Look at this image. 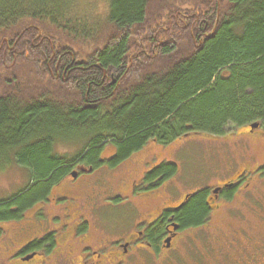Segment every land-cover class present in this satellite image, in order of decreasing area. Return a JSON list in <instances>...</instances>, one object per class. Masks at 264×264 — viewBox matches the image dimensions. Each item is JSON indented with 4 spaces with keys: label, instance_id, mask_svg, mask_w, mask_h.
<instances>
[{
    "label": "trees",
    "instance_id": "16d2710c",
    "mask_svg": "<svg viewBox=\"0 0 264 264\" xmlns=\"http://www.w3.org/2000/svg\"><path fill=\"white\" fill-rule=\"evenodd\" d=\"M58 58L87 68L53 77ZM247 122L264 131V0H0V163L26 164L42 191L70 160L54 151L63 139L93 162L107 140L117 159L149 138Z\"/></svg>",
    "mask_w": 264,
    "mask_h": 264
},
{
    "label": "flooded vegetation",
    "instance_id": "af4514ba",
    "mask_svg": "<svg viewBox=\"0 0 264 264\" xmlns=\"http://www.w3.org/2000/svg\"><path fill=\"white\" fill-rule=\"evenodd\" d=\"M15 41L7 50L19 53ZM73 68L87 66L63 67L58 58L49 72L66 80ZM250 123H229L219 134L185 131L170 140L149 138L117 159L111 140L93 162L83 159L87 146L71 153L54 148L70 160L43 191L29 167L12 158L25 176L0 193V206L16 211L0 218V264H129L144 255L158 264H264V231L259 230L264 225L241 224L246 217L264 222V209L233 206L240 198L252 206L243 193L264 174V157L244 156L252 141L264 140V131ZM198 133L228 142L242 156L223 181L181 185L176 180L180 164L168 158L177 144L173 140ZM29 193L35 197L18 208L16 200ZM188 205L201 206V217L181 224L178 214L189 213Z\"/></svg>",
    "mask_w": 264,
    "mask_h": 264
},
{
    "label": "rangeland",
    "instance_id": "374dc122",
    "mask_svg": "<svg viewBox=\"0 0 264 264\" xmlns=\"http://www.w3.org/2000/svg\"><path fill=\"white\" fill-rule=\"evenodd\" d=\"M242 128H239L241 131ZM212 136L206 133L190 134L186 138H175L173 141L177 144L172 147L173 153L170 160L180 164V172L176 180L181 185L198 186L200 182L216 183L230 177V173L236 168L235 160L242 156L240 150L224 140H212ZM264 139V138H263ZM66 142V143H64ZM73 142H75L73 144ZM77 136L70 139H63L62 143H56L55 149L59 151L73 152L83 143ZM224 142V143H221ZM173 145V144H172ZM177 146V147H176ZM254 156L255 159L262 160L264 157V140L252 141L250 149L244 153L247 158ZM37 163V161H35ZM25 169L19 167L14 161L4 159L0 163V193L14 188L24 180ZM244 199L252 206H247L239 201H234V207L247 210L250 208L264 209V174L255 178L249 187L244 191ZM255 198V201L253 199ZM237 199V198H236ZM254 203V204H253ZM247 213V212H244ZM256 217H246L242 219L244 225H260L264 222L258 221ZM259 230L264 231L261 227ZM129 264H158L157 262L143 257L142 261H134Z\"/></svg>",
    "mask_w": 264,
    "mask_h": 264
},
{
    "label": "water",
    "instance_id": "95a60500",
    "mask_svg": "<svg viewBox=\"0 0 264 264\" xmlns=\"http://www.w3.org/2000/svg\"><path fill=\"white\" fill-rule=\"evenodd\" d=\"M102 71H104V69H102ZM249 125H250V127H254L257 125V122H251Z\"/></svg>",
    "mask_w": 264,
    "mask_h": 264
},
{
    "label": "bare ground",
    "instance_id": "6f19581e",
    "mask_svg": "<svg viewBox=\"0 0 264 264\" xmlns=\"http://www.w3.org/2000/svg\"><path fill=\"white\" fill-rule=\"evenodd\" d=\"M148 141V140H147Z\"/></svg>",
    "mask_w": 264,
    "mask_h": 264
}]
</instances>
